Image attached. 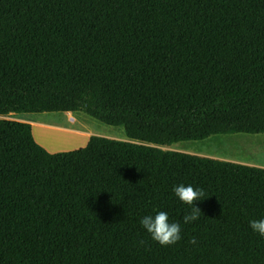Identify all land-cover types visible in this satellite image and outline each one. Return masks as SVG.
I'll list each match as a JSON object with an SVG mask.
<instances>
[{
  "label": "trees",
  "instance_id": "16d2710c",
  "mask_svg": "<svg viewBox=\"0 0 264 264\" xmlns=\"http://www.w3.org/2000/svg\"><path fill=\"white\" fill-rule=\"evenodd\" d=\"M4 90L128 140L50 153L0 119V264H264V168L161 148L264 134V0H0ZM160 211L175 245L140 224Z\"/></svg>",
  "mask_w": 264,
  "mask_h": 264
},
{
  "label": "rangeland",
  "instance_id": "374dc122",
  "mask_svg": "<svg viewBox=\"0 0 264 264\" xmlns=\"http://www.w3.org/2000/svg\"><path fill=\"white\" fill-rule=\"evenodd\" d=\"M0 119L42 121L81 135L78 138L73 134L35 129V137L39 142L50 149L63 150L60 152L83 148L85 141L92 136L128 140L121 127L108 126L82 112H41L25 95L14 91H0ZM161 148L264 168V134L215 136L204 141L182 142Z\"/></svg>",
  "mask_w": 264,
  "mask_h": 264
},
{
  "label": "clouds",
  "instance_id": "9594fccd",
  "mask_svg": "<svg viewBox=\"0 0 264 264\" xmlns=\"http://www.w3.org/2000/svg\"><path fill=\"white\" fill-rule=\"evenodd\" d=\"M173 192L175 196L185 205L189 206V211L183 216V223L189 224L198 220L202 214L196 202L203 201L205 192L202 189H195L192 185H177L174 186ZM143 229L151 237L152 241L158 243L162 247L175 245L181 240V224L179 222H170L166 212H157L154 216L147 215L140 220ZM249 227L253 232L258 233L264 237V219L252 220L249 222ZM140 245L144 244L141 240L138 242ZM190 243L195 244V237L192 238Z\"/></svg>",
  "mask_w": 264,
  "mask_h": 264
},
{
  "label": "crops",
  "instance_id": "0c3cea01",
  "mask_svg": "<svg viewBox=\"0 0 264 264\" xmlns=\"http://www.w3.org/2000/svg\"><path fill=\"white\" fill-rule=\"evenodd\" d=\"M22 122H28V123H30V124L32 125V128H33V135H34V138H35L36 142H37L38 144H40L42 147H44V148H45L48 152H50V153H58V152L63 151V150H58V149H55V150H54V149H50L48 146H46V145L43 144L42 142H39V141L36 139V137H35V129H36V128L39 129V130H43V129H44V130H49V131H52V132L54 131V132L62 133V134H63V133L73 134V135L77 136L78 138H81V135H80V134L72 133V132H70V131H67V130H63V129L57 128V127L53 126L52 124H49V123H46V122H42V121H36V122H34V121H22ZM89 139H90V138H88V139L85 141L83 147L87 145ZM78 148H79V147H78Z\"/></svg>",
  "mask_w": 264,
  "mask_h": 264
}]
</instances>
